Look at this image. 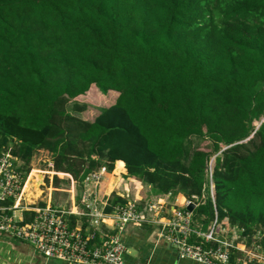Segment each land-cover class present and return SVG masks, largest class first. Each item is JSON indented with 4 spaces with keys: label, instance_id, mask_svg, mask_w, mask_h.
<instances>
[{
    "label": "trees",
    "instance_id": "1",
    "mask_svg": "<svg viewBox=\"0 0 264 264\" xmlns=\"http://www.w3.org/2000/svg\"><path fill=\"white\" fill-rule=\"evenodd\" d=\"M221 4L0 0V148L28 171L48 152L56 185L122 161L149 195L206 197L203 227L217 213L264 246V0ZM93 86L119 96L87 120Z\"/></svg>",
    "mask_w": 264,
    "mask_h": 264
},
{
    "label": "built area",
    "instance_id": "2",
    "mask_svg": "<svg viewBox=\"0 0 264 264\" xmlns=\"http://www.w3.org/2000/svg\"><path fill=\"white\" fill-rule=\"evenodd\" d=\"M49 168L53 183L54 175L57 176L53 160L49 161ZM31 170L25 168L12 148H0V236L29 245L47 261L125 264L127 247L123 234L127 227H140L150 222L151 213L159 215L163 210L158 202L141 205V200L126 190L117 192L123 202L102 196L100 187L108 173L107 167L86 176L79 201L69 209H57L50 200L43 205L30 202L24 191L32 176ZM208 172L210 194L215 202L213 171L208 169ZM205 202L206 197L186 199L168 222V240L178 249L179 256L198 264H264V248L257 246L256 252L248 250L247 239L235 234L239 232L237 228L222 227L217 213L205 231L195 226L194 213L188 207ZM229 236L239 239L230 240Z\"/></svg>",
    "mask_w": 264,
    "mask_h": 264
},
{
    "label": "crops",
    "instance_id": "3",
    "mask_svg": "<svg viewBox=\"0 0 264 264\" xmlns=\"http://www.w3.org/2000/svg\"><path fill=\"white\" fill-rule=\"evenodd\" d=\"M118 162L115 163L114 170L111 172L108 170V173L103 178V182L100 187L102 196L112 197V200L114 201V196L118 197L117 195H119V193L117 192L124 193L126 190V192L129 191L130 194L132 193L131 196H134L137 199L141 200V205H147L157 202L163 205V210L159 215H155L154 212L150 214V222L145 223L140 227L128 226L125 230L123 234V241L127 247L125 264H198L191 260L182 259L179 256L178 249L168 240V222L172 220L174 210L179 209L180 204L183 203L186 199L181 195L173 200L171 196L155 198L148 193H144V187L142 183L129 177L128 173H125L124 171H122V169L118 170ZM129 181H133V185L129 186ZM72 183H74V181H72ZM78 186L80 187L81 185ZM78 186L74 185L71 188L72 190L77 191ZM71 188L69 190L70 195ZM82 190L83 188L81 186V191L78 192V194L80 193V196L82 194ZM73 197L74 199H72ZM71 199L73 201L71 202L69 208H71L73 203L79 201L78 197L76 200V196H72ZM195 215V226L202 228L203 224L201 221L203 218L196 220ZM208 226L206 228L203 227V230L205 231ZM106 228L107 227H105L104 229ZM106 230L109 231L111 230V228ZM2 238L5 241L11 240V238L8 237ZM4 251L6 252L5 255ZM0 263L54 264V261H47V259L43 255L38 254L32 247L24 243L16 245L14 249L10 248L7 244L0 240Z\"/></svg>",
    "mask_w": 264,
    "mask_h": 264
},
{
    "label": "rangeland",
    "instance_id": "4",
    "mask_svg": "<svg viewBox=\"0 0 264 264\" xmlns=\"http://www.w3.org/2000/svg\"><path fill=\"white\" fill-rule=\"evenodd\" d=\"M232 1H234V0H221L222 4H221V7L219 9H221L223 5H225L227 3L229 4ZM118 96H119V94L117 92H114V91H110L108 94L104 95L95 86H93L89 92H87L84 95L77 97L76 102L80 103L81 105H87L89 107L88 111L86 113L82 114V117L84 119L91 120L98 114L99 109L107 108V107L114 105ZM74 103L75 102L73 101V103L70 104V107ZM193 142L197 146V143H199V140L193 139ZM208 144H209L208 141L202 142L200 145V148L207 149ZM50 160H52L51 155L45 151H40L34 156L32 162H31L30 168L32 169L31 170L32 175H39L40 178L43 180V182L41 181L42 184H40V186L38 187V190H39L41 196L36 198V200H35V198H30V200H31L30 201L29 197H28L29 194H28L26 196L27 201L36 202L37 204H43V203L51 200L53 207H55L57 209H60V208L69 209L71 202L73 201L72 199H74V197L71 199L72 196H76V200H77V197H78V199H80V193L78 194V192L81 191V186L79 187L78 185H80V184H78L75 181H74V183H72V182L68 183V180H66L67 178H65L61 175L59 178L60 182L58 185L55 184V176L56 175H54L53 183H51V181L49 179V177L51 176V172H52L49 168V161ZM212 160H214V158H212L211 161ZM214 165L215 164L213 163L212 164L213 168H214ZM208 169L211 170L210 168H208ZM133 183H134L133 181H129L128 185L131 186V185H133ZM28 184H29V182H28ZM28 184L26 186V189L28 187ZM69 185H70V188L74 185L78 186L77 191L72 190V188H71V195L69 193V190H70ZM30 186H31V188H30L29 192L31 194L35 195L36 191H35V188L33 187L34 182H33V184L31 182ZM143 187H144V193L150 194V190L145 185H143ZM31 190H32V192H31ZM210 192H211V190H210ZM77 194H78V196H77ZM238 230H239V232L237 231V233L235 232V234H238V235L240 234V236H241L240 229H238ZM228 238L230 240L239 239L237 237L235 239H232L231 236H229ZM262 239L263 238L259 237V236H256L255 238H253L251 246H248L249 247L248 250H250L252 252H256L258 250L257 246H261L263 248L264 246L260 243L262 241ZM0 240L2 242H4L5 244H7L10 248H14V249H15L16 245L20 244L19 242H17L16 240H13V239L5 241L1 237ZM246 241H248V240H246ZM5 254H6V252L4 251V255ZM263 254H264V252H263ZM54 264H64V263L60 262V261H54Z\"/></svg>",
    "mask_w": 264,
    "mask_h": 264
},
{
    "label": "bare ground",
    "instance_id": "5",
    "mask_svg": "<svg viewBox=\"0 0 264 264\" xmlns=\"http://www.w3.org/2000/svg\"><path fill=\"white\" fill-rule=\"evenodd\" d=\"M36 178V179H35ZM34 180V181H33ZM41 181H43L41 178H40V176L39 175H32V177H31V179H30V181H29V184H28V187H27V189H25V191L24 192H26L27 193V195H28V197H29V200H30V198H35V200H36V198H38L39 196H41L40 195V192H39V190H38V187L40 186V184H42V182ZM31 182H32V184H33V182H34V188H35V191H36V194L35 195H33V194H31L30 192H29V190H30V188H31ZM33 189V188H32ZM27 190V191H26ZM31 192H32V190H31ZM34 200V199H33ZM31 201V200H30ZM35 250V249H34ZM38 254H40V255H42L39 251H37V250H35ZM44 256V255H43Z\"/></svg>",
    "mask_w": 264,
    "mask_h": 264
},
{
    "label": "water",
    "instance_id": "6",
    "mask_svg": "<svg viewBox=\"0 0 264 264\" xmlns=\"http://www.w3.org/2000/svg\"><path fill=\"white\" fill-rule=\"evenodd\" d=\"M215 158L216 157H214V160H212L211 162H210V164H209V166H210V168H211V170L213 171V166H212V164L214 163L215 164ZM215 166V165H214ZM215 194V193H214ZM196 205H194V204H192L191 206H189L188 207V210L190 211V212H194L195 210H196Z\"/></svg>",
    "mask_w": 264,
    "mask_h": 264
},
{
    "label": "clouds",
    "instance_id": "7",
    "mask_svg": "<svg viewBox=\"0 0 264 264\" xmlns=\"http://www.w3.org/2000/svg\"><path fill=\"white\" fill-rule=\"evenodd\" d=\"M211 162V161H210ZM210 164V163H209ZM215 167V166H214Z\"/></svg>",
    "mask_w": 264,
    "mask_h": 264
}]
</instances>
